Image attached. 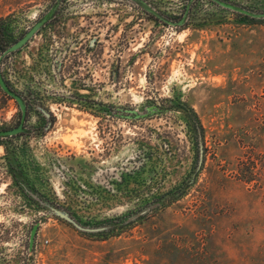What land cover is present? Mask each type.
<instances>
[{
  "label": "rangeland",
  "instance_id": "rangeland-1",
  "mask_svg": "<svg viewBox=\"0 0 264 264\" xmlns=\"http://www.w3.org/2000/svg\"><path fill=\"white\" fill-rule=\"evenodd\" d=\"M147 1L178 19L189 0ZM53 2L0 0V52ZM155 17L133 0H61L0 60L30 128L0 138V163L28 179L13 197L6 169L2 219L27 235L37 217V264H264V18L212 0H190L180 25ZM181 102L202 126L197 151ZM19 116L0 88V128ZM48 203L109 227L81 230ZM19 232L3 264H22Z\"/></svg>",
  "mask_w": 264,
  "mask_h": 264
},
{
  "label": "water",
  "instance_id": "water-1",
  "mask_svg": "<svg viewBox=\"0 0 264 264\" xmlns=\"http://www.w3.org/2000/svg\"><path fill=\"white\" fill-rule=\"evenodd\" d=\"M61 0H54V2L51 4V6L42 14L40 15L31 25L30 27L23 33L21 37H19L17 40L14 42L10 43L1 53H0V59L8 52H11L21 45H23L28 39H30L36 32L37 30L49 19H51L54 16V13L58 7V4L60 3ZM137 4L141 5L146 11L152 13L154 16L158 17L159 19L163 20L164 22L174 24V25H180L183 24L187 17H188V11L190 7V0L185 6V9L178 19H171L162 13H160L155 7H153L147 0H133ZM216 4L237 11L239 13L249 15L251 17H257V18H264V10H253L245 7L244 5L235 3L233 1L229 0H212ZM0 88L8 95L13 97L19 104L20 110H21V118L18 124L11 126V127H6V128H0V137H5L9 136L12 134H16L20 131H24L27 129V127L23 124L24 119H25V113H26V102L22 95L18 93L16 90L10 87V85L7 83L6 79L4 78L1 70H0ZM44 113L47 115L49 114L48 111H46L45 108H41ZM156 108L155 107H145L143 111H133L132 110V116H138V115H144L148 114L151 111H154ZM49 207L50 211L55 213L56 215L66 219L67 221H70L73 225H75L77 228L84 230V231H98V230H103L109 227V225L102 224V225H96V226H88V225H83L77 219L65 208H62L57 205L53 204H47ZM37 227V222L33 226L31 235H30V245L32 243L33 239V233Z\"/></svg>",
  "mask_w": 264,
  "mask_h": 264
},
{
  "label": "flooded vegetation",
  "instance_id": "flooded-vegetation-1",
  "mask_svg": "<svg viewBox=\"0 0 264 264\" xmlns=\"http://www.w3.org/2000/svg\"><path fill=\"white\" fill-rule=\"evenodd\" d=\"M180 18V17H179ZM50 20V19H49ZM30 27V26H29ZM28 27V28H29ZM27 28V29H28ZM26 29V30H27ZM25 30V31H26ZM24 31V32H25ZM23 32V33H24ZM23 33H21L17 38L14 39L17 40L19 37H21L23 35ZM30 39H28L23 45H21L20 47H18L17 49L13 50V51H17L19 50L21 47H23L24 45H26V43L29 41ZM13 41V42H14ZM8 46V45H7ZM5 46L4 49L7 47ZM3 49V50H4ZM2 50V51H3ZM1 51V52H2ZM0 52V53H1ZM12 52V51H11ZM9 53V52H8ZM6 53V54H8ZM5 54V55H6ZM1 60V59H0ZM23 97V95H22ZM24 98V97H23ZM25 100V98H24ZM26 102V100H25ZM18 103V102H17ZM19 105V104H18ZM20 108V107H19ZM27 116H28V103L26 102V113H25V119H24V122L23 124L27 127L26 125V120H27ZM20 118H21V110H20V116H19V120L14 124H18L19 121H20ZM12 125V126H14ZM11 127V126H10ZM6 128V127H4ZM30 131V128L27 127L26 130L24 131H20L16 134H12V135H9V136H13V135H17V134H23V133H27ZM7 137V136H5ZM1 138V137H0ZM12 167L13 163L11 162L10 164H4V163H0V264H3L2 261H5L3 260L4 256H3V253L5 252V250H7V248L5 247L6 245V238L9 236L10 239L12 238H15L16 236V233L19 232L20 235H22V238L21 240L23 241V244L20 245L19 249H16L14 251V255L15 253H18L20 256H21V263L23 264V262H26L24 257L26 256V252L29 251V254L31 255V264H37V227L33 233V239H32V243L30 245V235H31V231H32V228L33 226L36 224L37 222V217H34V219H32L31 221V225H30V228H29V231H28V234H24L23 233V226L21 223L17 224V225H13V226H9V228L7 227V225L5 224V221L4 219H2L3 215L7 213V205H6V202H7V191L5 190V187H6V183L3 187H2V179H5V173L7 172L6 169H9L8 173L10 175V177L13 179L12 182L14 184H12V187L14 190H12L10 188V193L13 197H15L16 194H18V196L20 195H27L26 193V187L25 185L27 184V180L25 181V179H23V174L25 175V173L22 171V169H17V168H10L9 167ZM14 166V165H13ZM16 166V165H15ZM3 170H5L4 172H2ZM5 183V182H4ZM32 185V184H31ZM25 187V188H24ZM35 188V189H34ZM32 189V193H31V197L30 198H34V200L36 201V209H35V212L37 214V199H38V194H37V185ZM24 195V196H25ZM24 209V206L22 205V203L18 204V205H15L13 210H19V211H23ZM12 227V228H11ZM28 227V226H27ZM18 228H20V230L18 231Z\"/></svg>",
  "mask_w": 264,
  "mask_h": 264
},
{
  "label": "trees",
  "instance_id": "trees-1",
  "mask_svg": "<svg viewBox=\"0 0 264 264\" xmlns=\"http://www.w3.org/2000/svg\"><path fill=\"white\" fill-rule=\"evenodd\" d=\"M155 18L159 19L158 17H155ZM180 106L183 110V113L185 114L188 126H189L190 131H191L192 136H193L192 138H193L194 147H195V150L197 151L198 150V140L196 137H198L199 134L202 135V126H201L200 120H199L198 116L196 115V113L189 106H187L186 103L181 102ZM188 177H189V175H188ZM187 180L188 179L185 178L184 181L181 183V185H179V188L184 186V184L187 182ZM183 192H184V189H180V191L178 193L175 190L170 191V193H172V194L177 193L176 196L182 194ZM159 203L164 204V199H163V201H160ZM102 231H106V229L98 230L97 232H102Z\"/></svg>",
  "mask_w": 264,
  "mask_h": 264
}]
</instances>
